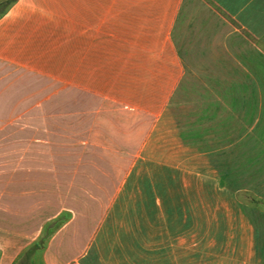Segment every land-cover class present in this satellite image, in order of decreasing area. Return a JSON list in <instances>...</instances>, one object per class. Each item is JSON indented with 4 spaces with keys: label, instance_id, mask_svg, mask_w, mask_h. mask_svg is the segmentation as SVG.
Segmentation results:
<instances>
[{
    "label": "crops",
    "instance_id": "0c3cea01",
    "mask_svg": "<svg viewBox=\"0 0 264 264\" xmlns=\"http://www.w3.org/2000/svg\"><path fill=\"white\" fill-rule=\"evenodd\" d=\"M8 2L0 264H264V0Z\"/></svg>",
    "mask_w": 264,
    "mask_h": 264
},
{
    "label": "trees",
    "instance_id": "16d2710c",
    "mask_svg": "<svg viewBox=\"0 0 264 264\" xmlns=\"http://www.w3.org/2000/svg\"><path fill=\"white\" fill-rule=\"evenodd\" d=\"M239 198L247 204L264 208V202L249 193L239 194ZM70 218L71 214L64 212L55 220L47 223L40 238L25 250L17 264H35L37 256L46 249L51 238L69 221Z\"/></svg>",
    "mask_w": 264,
    "mask_h": 264
},
{
    "label": "rangeland",
    "instance_id": "374dc122",
    "mask_svg": "<svg viewBox=\"0 0 264 264\" xmlns=\"http://www.w3.org/2000/svg\"><path fill=\"white\" fill-rule=\"evenodd\" d=\"M10 4V2L6 3L3 6H0V12H2V10H5V8H7V6ZM135 199L133 198L132 201H134ZM35 264H39V261L36 259Z\"/></svg>",
    "mask_w": 264,
    "mask_h": 264
}]
</instances>
